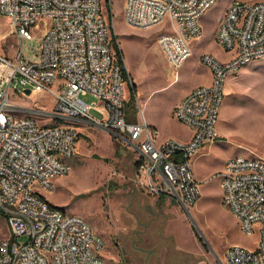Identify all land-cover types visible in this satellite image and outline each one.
Instances as JSON below:
<instances>
[{
    "label": "built area",
    "instance_id": "obj_1",
    "mask_svg": "<svg viewBox=\"0 0 264 264\" xmlns=\"http://www.w3.org/2000/svg\"><path fill=\"white\" fill-rule=\"evenodd\" d=\"M219 1L123 0L122 15L138 29L167 23L169 30L159 35L158 44L177 80L202 35V17ZM104 5V0H0V15L10 19L18 39L13 57L0 54V215L9 230L0 239V264H108L102 254L105 242L93 225L41 194L72 171L69 159L84 128H101L127 144L137 155L138 183L192 210L201 197L192 159L220 137L226 79L264 59V0H233L215 35L231 58L222 62L203 53L200 62L211 71V82L192 88L173 110L175 120L189 128V139L159 142L158 130L143 111L126 107L127 75L113 51L114 18ZM35 39L39 53L29 55L23 42ZM11 85L25 98L53 95L54 104L51 109L37 102L18 104L10 99ZM88 95L96 101H86ZM137 114L140 119H134ZM219 179L223 204L245 234L259 238L255 249L227 247L217 263L264 264V160L234 156Z\"/></svg>",
    "mask_w": 264,
    "mask_h": 264
},
{
    "label": "rangeland",
    "instance_id": "obj_2",
    "mask_svg": "<svg viewBox=\"0 0 264 264\" xmlns=\"http://www.w3.org/2000/svg\"><path fill=\"white\" fill-rule=\"evenodd\" d=\"M232 1L220 0L202 17V35L192 44L191 55L174 80L158 44L159 35L169 30L167 23L146 29L130 27L123 20V0H113L111 11L110 1L104 0L114 18L113 51L118 44L127 73L126 107L136 113L143 111L148 123L158 130L159 142L167 138L187 141L190 137L189 128L175 120L173 110L190 89L211 82V71L200 62L201 55L211 53L222 62L231 58L217 45L215 35ZM39 46V39L23 42L29 55L33 51L38 54ZM17 47L10 19L0 15V54L13 57ZM14 88L11 85L10 99L18 104L37 102L43 109L54 104L53 95L39 93L25 98ZM224 90L218 122L222 142L203 149L197 161L192 159L193 171L201 182V197L192 210L182 209L171 196L146 191L138 183L136 153L107 131L93 127L80 133L77 151L69 159L72 171L55 178L53 189L41 190V194L50 204L81 215L93 225L105 242L102 254L108 264H176L185 258L179 246L193 249L199 245L211 252L218 264L216 256L223 257L231 245L255 249L258 234H245L237 217L223 204L219 173L226 161L237 155L264 160V59L228 76ZM84 99L96 101L91 95ZM140 118L138 114L134 117ZM8 236L5 218L0 215V239ZM24 240L20 238V242Z\"/></svg>",
    "mask_w": 264,
    "mask_h": 264
},
{
    "label": "crops",
    "instance_id": "obj_3",
    "mask_svg": "<svg viewBox=\"0 0 264 264\" xmlns=\"http://www.w3.org/2000/svg\"><path fill=\"white\" fill-rule=\"evenodd\" d=\"M245 67V66H244ZM191 90V89H190ZM189 90V91H190ZM186 92L185 95L187 93ZM184 95V96H185ZM183 96V98H184ZM182 98V99H183ZM181 99V100H182ZM154 127V126H153ZM217 130H218V124H217ZM219 133V132H218ZM220 135V133H219ZM222 142L220 140V137L214 141V142H211V143H207L200 151L199 153L193 158L194 161H197L203 154H202V150L205 149L206 147H209V148H212L214 147L216 144ZM179 252H183L182 254H184L185 258H183V260L179 261L177 260L176 261V264H208L209 263H212V264H215V261L211 255V252H207L206 249H204L202 246L199 245V247H195L193 249H188L186 247H178L177 248ZM186 249V250H184ZM181 250V251H180Z\"/></svg>",
    "mask_w": 264,
    "mask_h": 264
},
{
    "label": "trees",
    "instance_id": "obj_4",
    "mask_svg": "<svg viewBox=\"0 0 264 264\" xmlns=\"http://www.w3.org/2000/svg\"><path fill=\"white\" fill-rule=\"evenodd\" d=\"M107 2H108V0H107ZM108 12H109V11H108ZM113 41H114V42L116 41L115 36H114V38H113ZM115 47H116V56H117L118 62L120 63V65L124 66L123 56H122V53H121V51H120V49H119V45L117 44V45H115ZM126 75H127V73H126V71H125V76H126ZM132 97L135 98V93L132 95ZM132 100H133V98H132ZM2 216H3V215H2ZM3 217H4V216H3ZM195 235L199 238V236H198L196 233H195ZM199 240H200V242H202L200 238H199Z\"/></svg>",
    "mask_w": 264,
    "mask_h": 264
},
{
    "label": "water",
    "instance_id": "obj_5",
    "mask_svg": "<svg viewBox=\"0 0 264 264\" xmlns=\"http://www.w3.org/2000/svg\"><path fill=\"white\" fill-rule=\"evenodd\" d=\"M27 93H30V90L29 89L27 90Z\"/></svg>",
    "mask_w": 264,
    "mask_h": 264
}]
</instances>
